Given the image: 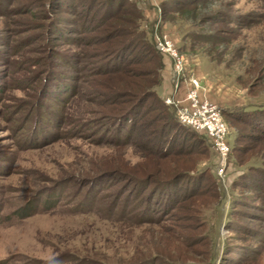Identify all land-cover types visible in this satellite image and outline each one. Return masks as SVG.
I'll return each instance as SVG.
<instances>
[{
  "label": "rangeland",
  "instance_id": "1",
  "mask_svg": "<svg viewBox=\"0 0 264 264\" xmlns=\"http://www.w3.org/2000/svg\"><path fill=\"white\" fill-rule=\"evenodd\" d=\"M261 128L264 0H0V264H264Z\"/></svg>",
  "mask_w": 264,
  "mask_h": 264
},
{
  "label": "built area",
  "instance_id": "2",
  "mask_svg": "<svg viewBox=\"0 0 264 264\" xmlns=\"http://www.w3.org/2000/svg\"><path fill=\"white\" fill-rule=\"evenodd\" d=\"M156 47L162 54H166L174 61V70L180 72L182 69V60L174 43L167 36H157ZM191 83L192 88L187 93L185 105H180L181 102H175L172 99H168L166 103L176 106V118L181 126L192 129L197 133L205 134L212 143L220 159L222 171H224L223 169L230 152V146L227 140V125L221 110L215 104L207 100L199 99V82L192 80ZM222 171L220 174L223 173Z\"/></svg>",
  "mask_w": 264,
  "mask_h": 264
},
{
  "label": "trees",
  "instance_id": "3",
  "mask_svg": "<svg viewBox=\"0 0 264 264\" xmlns=\"http://www.w3.org/2000/svg\"><path fill=\"white\" fill-rule=\"evenodd\" d=\"M175 128H177L180 132L187 133V129L183 126H181L178 122L175 124ZM261 131L264 132V129L261 128Z\"/></svg>",
  "mask_w": 264,
  "mask_h": 264
}]
</instances>
